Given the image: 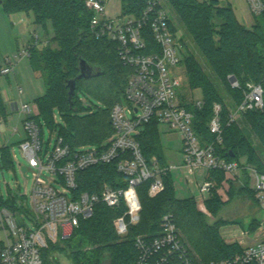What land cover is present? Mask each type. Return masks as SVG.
Returning a JSON list of instances; mask_svg holds the SVG:
<instances>
[{"label": "trees", "instance_id": "1", "mask_svg": "<svg viewBox=\"0 0 264 264\" xmlns=\"http://www.w3.org/2000/svg\"><path fill=\"white\" fill-rule=\"evenodd\" d=\"M150 0H122L124 15L139 17ZM179 17L186 23L200 51L219 77L228 84L230 103L222 97L217 86L205 72L201 63L191 54L185 61L189 86L192 90L202 89L201 108H189L194 112V128L204 144L216 139L209 129L214 116V105H222L224 143L218 153L229 161L246 159L264 172V110L245 113L238 123L229 124L231 107L243 101V88L250 83L264 80V12L255 18L251 27L245 26L236 16L231 4L222 5L221 0H169ZM8 13H33L45 40L30 44V64L45 84V93L35 99L39 113L34 116L43 128L42 120L53 129H59V137L72 150L84 145H101L114 134L111 110L123 100L128 77L133 67L125 64L119 55L118 44L98 38L92 32V12L87 0H2ZM52 30V32L49 30ZM153 44V38L149 39ZM85 60L96 72L92 77L80 78L81 62ZM235 75L241 89H233L228 75ZM71 81H76V90L70 97ZM88 97L91 105H84L82 97ZM93 99V100H92ZM102 103L103 106L98 105ZM58 109L66 125H54V110ZM245 125V128L241 125ZM157 122L146 124L139 136L147 158L156 155L162 164H168L161 144ZM250 136L259 141L261 154ZM4 166H13L9 146L1 148ZM246 174V172H245ZM239 191L247 195L259 207L255 192L249 187V178ZM165 190L152 198L148 190L150 182L138 187L143 206L138 224L130 227L125 240H121L114 220L123 214V209L111 208L103 203L95 207L92 217L81 219L73 236L53 245L54 249L65 250L73 264H136L138 236L153 237L160 233L165 214L174 215L178 227L193 250L199 255L201 264L221 261L242 252L238 243H227L220 228L228 224H240L238 220H217L209 223L205 212L197 207L194 197L178 198L175 193L172 172L165 176ZM78 191L99 193L105 182L114 187L125 186V177L117 172L114 164L93 166L77 175ZM229 200L224 201L218 190L225 184ZM206 186L210 197L205 200L207 210L216 217L223 206L234 199L235 182L227 179L225 172L208 171ZM259 220L252 221L249 229L255 231ZM49 253H45L46 264Z\"/></svg>", "mask_w": 264, "mask_h": 264}, {"label": "built area", "instance_id": "2", "mask_svg": "<svg viewBox=\"0 0 264 264\" xmlns=\"http://www.w3.org/2000/svg\"><path fill=\"white\" fill-rule=\"evenodd\" d=\"M248 2L255 15L264 12V0ZM87 5L93 13L92 32L98 38L116 42L122 60L133 67L123 100L111 110L114 134L107 142L86 150H72L58 136L55 147L48 152L43 149V127L34 119L36 113L32 106L12 103L13 111L24 116L25 138L19 146L30 168L37 171L32 190L35 216L31 219L32 227H27L25 222L20 224L15 212L3 204L0 194V264H46L45 251L71 238L81 219L92 217L99 203L123 209L114 223L118 236L127 237L130 227L141 217L138 187L150 182L148 193L154 198L165 190V176L176 168L162 164L156 155L145 156L139 136L151 122L168 126L179 137L184 167L193 171L220 170L226 173L227 179L243 185L247 175L249 187L255 192L262 211L256 241L243 244L242 252L210 264H264V172L255 165L243 163L242 159L229 161L218 153V147L224 143L221 104L215 103L214 116L209 122L216 139L204 144L198 136L189 104L201 108L203 101L189 102L181 96L182 83L175 74L191 53L164 1L150 0L139 17L121 14L110 18L105 0H87ZM151 37L153 44L149 42ZM39 38L35 36L36 42ZM30 49L31 45L6 58L0 73H12L20 60L30 57ZM228 82L233 89L242 88L233 74L228 75ZM254 110H264V80L248 83L243 88V101L228 113L229 124L240 122L245 113ZM14 132L18 130L15 128ZM100 164H114L117 172L125 177V186L114 187L105 182L99 193L79 192L78 173ZM44 171L55 178L51 182L42 179ZM135 247L136 264H201L199 255L188 245L171 213L164 215L158 235L138 236Z\"/></svg>", "mask_w": 264, "mask_h": 264}, {"label": "rangeland", "instance_id": "3", "mask_svg": "<svg viewBox=\"0 0 264 264\" xmlns=\"http://www.w3.org/2000/svg\"><path fill=\"white\" fill-rule=\"evenodd\" d=\"M163 1L164 5L172 15V19L174 20L177 31L181 35L183 41L186 42L188 50L201 63L205 72L217 86L222 97L226 100V102L230 103L231 95L228 90V84L219 77V75L211 67L210 63L206 60L199 47L194 42L186 23L176 13L175 9L171 5V2L169 0ZM221 2L222 5L231 4L235 9L236 16L238 17L240 22L247 27L253 26L252 22L255 23V18L259 16L255 15L251 11L248 0H221ZM105 7L106 14L110 18H116L123 13L122 0H105ZM49 30L52 32L50 28ZM36 35L43 38L44 32L39 25L35 24L33 13L21 12L11 14L5 11L3 4H0V65L2 67L5 66L6 58L13 57L14 55L19 54L24 49H26L34 41ZM29 61V58H24L18 63L19 65L23 63L24 66V63H28ZM1 66L0 70L2 68ZM178 68L179 69H176L175 74L177 77H179L182 83L180 89L181 96H184L189 102L202 100V89L192 90L189 86L188 74L185 63L179 65ZM25 78L27 80L22 81L23 88L25 89L22 97L18 96V93L16 92V82L13 81V79L9 81L6 77L0 76V89L3 91L4 95L10 94L9 99H14L13 101H10V103L18 102L19 105L30 104L32 106L33 112L37 114V105L35 104V101H33V99H31L30 97L31 90L29 88V85L35 84V87L41 85L42 88H44L45 85L43 81L39 80L35 76L34 78H30L27 76ZM35 91H38V88ZM12 94L14 95V97L12 96ZM82 100L84 102V105H91V102L89 101L88 97L83 96ZM10 103H8L5 107L6 117L4 119H0V194L2 195L1 200L4 202L3 204L5 206L10 207L15 212V216L20 224L25 222L27 227H32L33 223L31 219L35 216V212L32 206V190L36 180L37 171L33 168H30L29 161L25 157L24 153L22 152L19 146V142L22 141V137L20 134H24L25 132L22 123L24 116H22L21 113L13 112ZM98 105L103 106L102 103H98ZM0 115L3 116L1 108ZM42 123L44 126V133L42 137L43 149L48 150V152H50L57 143L56 141L59 136V127L57 129L51 128L45 122L44 119L42 120ZM59 125L65 126L66 122L61 116L59 110L55 109L53 126L55 127ZM241 125L245 128V125H243L242 122ZM15 128L20 131V134L14 132ZM159 129L161 144L163 146L164 154L166 156L168 165L179 166L178 169L172 170L176 196L178 198L194 197L196 200L197 207L203 212H205L207 221L209 223H213L220 219L226 220L228 222L238 220L240 222L239 225L242 230L246 231V234L243 237L244 239H242V241L240 242H255L257 238V232L259 230L252 231L249 229V226L251 225L254 218L261 219L262 211L247 195V192L241 193L239 191V187H242L244 185L235 182V186L237 189L236 193L234 194V199L225 204L220 213L216 217H214L207 210L205 205V200L210 197V192L206 187L207 171L204 169H200L199 171H193L186 167L181 168V165L183 163V157L180 152V149L182 147L181 140L175 132L170 130L168 126L163 125L160 126ZM250 139L257 146L261 154L262 150L259 147V141L257 140V138L250 136ZM3 145L9 146L10 148L13 166H4L3 164L4 162L2 159L1 151V147ZM92 146L93 145H84L79 146L77 148L79 150H86L91 148ZM242 162L245 163L246 161L242 159ZM22 167H26L28 169L27 174H24ZM54 178L55 177L53 175L47 174L45 171L42 174V179H46L49 182H51V180H53ZM230 186L231 184H225L223 187H221V190H218L219 194L222 196L224 201H228L230 199L228 195V189L230 188ZM142 210L140 213L141 217ZM140 220L134 225L138 224ZM126 238L127 237L121 240H125ZM187 243L192 248L188 241ZM62 245L63 243L60 247L64 246ZM53 247L54 246L52 245L47 251H45V253H49L47 256L51 264H73L72 259L65 253V250H58L54 249ZM105 264H109V261L107 260Z\"/></svg>", "mask_w": 264, "mask_h": 264}, {"label": "crops", "instance_id": "4", "mask_svg": "<svg viewBox=\"0 0 264 264\" xmlns=\"http://www.w3.org/2000/svg\"><path fill=\"white\" fill-rule=\"evenodd\" d=\"M21 13V12H19ZM254 24V22H252V25ZM40 40H45V34H44V37L43 38H39ZM30 62V61H29ZM24 63V66H23V63L21 65L16 64L15 68H14V71L8 75H3L0 73V76H4L6 77L9 81H11L13 79V81L16 82V92L18 93V96L22 97L23 93H24V88H23V85H22V81H25L27 80L25 77H33L34 76L36 78H38L39 80L43 81L44 83V80L42 78V76L38 73V72H35L32 68V66L30 65V63ZM1 66V65H0ZM2 67V66H1ZM28 74V75H26ZM35 81V80H34ZM45 85V84H44ZM33 86V87H32ZM36 85L35 84H31L29 85V88L31 90V99H33V101H35L36 98L42 96L44 93H45V86L44 88L41 87V85H39L38 87H35ZM20 88L22 89V92H20ZM34 88V89H33ZM38 88V91H35L37 90ZM33 90V91H32ZM8 96V97H7ZM12 96L14 97V95L12 94ZM11 96V97H12ZM10 97V94L8 95H4L3 94V91L0 89V108L2 110V114L3 116L0 115V119H4L6 117V113H5V107L8 103H10V101H13L14 99H9ZM12 103H10L11 105V109H12ZM18 103V102H17ZM37 114L39 113V110H38V107H37ZM13 111V109H12ZM13 112H17V111H13ZM19 113V112H18ZM36 114V115H37ZM160 126H163V125H159ZM165 126V125H164ZM18 134H20V131L18 130L17 132ZM21 137H22V140L25 138V132L24 134H20ZM3 146H6V145H3ZM2 146V147H3ZM1 147V148H2ZM180 152H181V149H180ZM182 154V153H181ZM183 157V156H182ZM167 160V159H166ZM176 168L175 169H178L179 166H175ZM184 167L183 166V163L181 165V168ZM173 169V170H175ZM200 170V169H199ZM198 170V171H199ZM205 170V169H204ZM27 171V170H26ZM207 171V170H206ZM172 172V171H171ZM27 174V173H26ZM207 176H208V171H207ZM207 179V177H206ZM207 187V186H206ZM221 190V189H219ZM258 207V206H257ZM259 208V207H258ZM260 209V208H259ZM261 210V209H260ZM257 219V218H255ZM220 233H221V236L223 237V239L225 240V242L227 243H238L240 244L241 246H243V244H248V243H242L240 241H242V239H244L243 237L245 236L246 234V231L242 230V228L240 227L239 224H229V225H223L221 228H220ZM244 233V234H243ZM257 239V238H256ZM254 241H251L250 243H253Z\"/></svg>", "mask_w": 264, "mask_h": 264}, {"label": "water", "instance_id": "5", "mask_svg": "<svg viewBox=\"0 0 264 264\" xmlns=\"http://www.w3.org/2000/svg\"><path fill=\"white\" fill-rule=\"evenodd\" d=\"M0 4H2V0H0ZM96 72V69H94L93 66H90L85 60H82L81 62V73H80V78H85V77H92L94 76V73ZM70 86V97H72L75 93L76 90V81H71L69 83ZM22 170L24 174H26V167H22Z\"/></svg>", "mask_w": 264, "mask_h": 264}]
</instances>
